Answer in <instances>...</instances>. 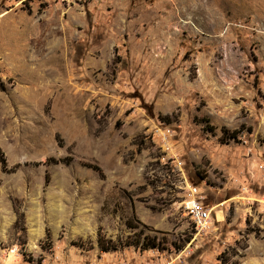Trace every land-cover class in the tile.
Here are the masks:
<instances>
[{
    "label": "rangeland",
    "instance_id": "obj_1",
    "mask_svg": "<svg viewBox=\"0 0 264 264\" xmlns=\"http://www.w3.org/2000/svg\"><path fill=\"white\" fill-rule=\"evenodd\" d=\"M0 151V264H264V0H0Z\"/></svg>",
    "mask_w": 264,
    "mask_h": 264
},
{
    "label": "trees",
    "instance_id": "obj_2",
    "mask_svg": "<svg viewBox=\"0 0 264 264\" xmlns=\"http://www.w3.org/2000/svg\"><path fill=\"white\" fill-rule=\"evenodd\" d=\"M164 119H166V118H164ZM202 122L206 124V130L207 131H209V132L215 131V129L208 124L209 122L207 119L204 118L202 120ZM221 132H222V137L224 139H226L227 141L236 139V137L239 133L238 131H231L230 132V131L225 130V129H222ZM71 161H72L71 158H64L63 160H56V159L50 158V159L45 160L43 163L45 165H55V164L69 165L71 163ZM0 165H1V169L3 172H11V173L16 171L19 167V166H15L12 169H8L6 159H5L4 155L1 153V151H0ZM86 167L90 168L96 172H99V169L95 165H89L88 164V165H86ZM46 179H48V176L46 177ZM18 225H21L22 228H20V230L22 232H24L25 231L24 215L21 212H17V218H16V222L14 224V228H17ZM140 241H141V235L139 234L136 242L134 243V246L140 247L141 250L156 249V248L159 249V244L156 243L155 237H150L148 235H145L142 237V243L141 244H140ZM97 246L102 253H107L109 251H115L118 248L116 244H113L110 241H105L101 237H98V239H97Z\"/></svg>",
    "mask_w": 264,
    "mask_h": 264
},
{
    "label": "built area",
    "instance_id": "obj_3",
    "mask_svg": "<svg viewBox=\"0 0 264 264\" xmlns=\"http://www.w3.org/2000/svg\"><path fill=\"white\" fill-rule=\"evenodd\" d=\"M181 209L192 225L194 234L199 235L210 228L212 224V210L205 204L204 197L195 186L185 189L181 201Z\"/></svg>",
    "mask_w": 264,
    "mask_h": 264
}]
</instances>
